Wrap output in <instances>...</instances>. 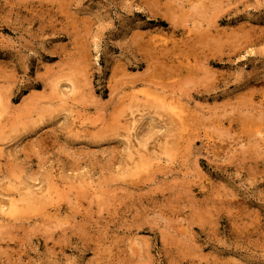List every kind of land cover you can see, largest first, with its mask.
I'll use <instances>...</instances> for the list:
<instances>
[{
  "label": "rangeland",
  "instance_id": "1",
  "mask_svg": "<svg viewBox=\"0 0 264 264\" xmlns=\"http://www.w3.org/2000/svg\"><path fill=\"white\" fill-rule=\"evenodd\" d=\"M0 114V264H264V0H0Z\"/></svg>",
  "mask_w": 264,
  "mask_h": 264
},
{
  "label": "bare ground",
  "instance_id": "2",
  "mask_svg": "<svg viewBox=\"0 0 264 264\" xmlns=\"http://www.w3.org/2000/svg\"><path fill=\"white\" fill-rule=\"evenodd\" d=\"M166 99V98H165ZM164 99V100H165ZM172 99V98H171ZM163 99H162V101H160L161 103V105L160 104H157V106L159 107H162L161 109H164L163 110V113H166V115H167V113H169V114H173V116H175L176 117V119H178V120H180V122H182V123H184V121L186 120V119H184V116H185V114H184V111L183 110H178L177 109V107L173 104L174 102H172V103H169V102H167V100H165L164 101ZM173 100V99H172ZM158 102V101H157ZM156 102V103H157ZM157 108V107H156ZM160 109V108H159ZM162 112V111H161ZM134 113V112H133ZM168 114V115H169ZM172 114H171V117H172ZM1 115V114H0ZM171 117H169L170 119H171V122H172V119H174L173 117L171 118ZM168 118V119H169ZM176 119H174V121H176ZM177 120V121H178ZM135 121H137L136 120V118H135ZM174 124V123H173ZM170 125H172V124H170ZM181 125H183V124H181ZM180 125V126H181ZM175 126H176V124H175ZM179 126V127H180ZM178 128V127H177ZM176 128V129H177ZM173 131V130H172ZM171 131V132H172ZM262 131H264V129L262 130ZM261 132V131H260ZM262 133V132H261ZM264 134V133H263ZM263 136V135H262ZM30 188V187H29ZM32 188V187H31ZM32 190V189H31ZM27 192V191H26ZM32 192V191H31ZM35 192V191H34ZM45 192V190L43 191V193ZM15 193V192H14ZM14 193H12V194H14ZM29 193V192H28ZM46 193V192H45ZM35 194H38V193H35ZM40 194V193H39ZM38 194V195H39ZM32 195H34V194H32ZM13 196V195H12ZM12 196H11V194L10 193H2V190L0 191V217L1 218H5V217H14V216H18L21 212L23 213L25 210H27L26 209V207H27V205L28 206H30L28 203H29V201H26L24 204H19V202H16L13 198H12ZM42 197L43 196H45V195H41ZM38 197V196H37ZM45 197H47V196H45ZM41 198V197H40ZM30 201H33V200H30ZM31 204H32V202H30ZM25 204H27V205H25ZM31 207V206H30ZM25 208V209H24ZM29 208V207H28ZM54 209V208H53ZM24 210V211H23ZM50 214V213H49ZM51 215V214H50ZM14 219V218H13ZM4 221H6V219L4 220Z\"/></svg>",
  "mask_w": 264,
  "mask_h": 264
}]
</instances>
